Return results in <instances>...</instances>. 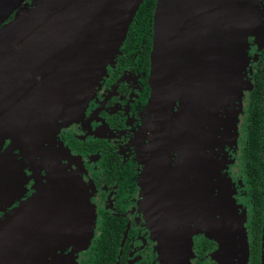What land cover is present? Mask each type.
Here are the masks:
<instances>
[{
	"label": "water",
	"instance_id": "1",
	"mask_svg": "<svg viewBox=\"0 0 264 264\" xmlns=\"http://www.w3.org/2000/svg\"><path fill=\"white\" fill-rule=\"evenodd\" d=\"M142 1L0 0V147L9 142L0 154V205L10 203L22 189L25 173L17 159L33 166L39 144L53 142L52 131L83 109L120 54ZM258 12L257 0H156L148 103L154 119L141 183L148 185L144 196L160 264L162 257L190 264L191 213L199 214V220L219 221L209 234L225 248L221 256L219 251L213 255L217 264H227L228 241L239 254L233 264L247 263L246 219L228 211L234 199L227 196V176L210 151H222L227 138L237 136V110L228 105L250 89L242 71ZM215 97L223 100L222 113L216 111L213 121L203 126V109ZM176 101L182 111L181 131L173 122ZM171 137L189 150L198 147L200 155L199 168L190 165L189 173L176 175L180 185L175 190L168 189L165 174V159L175 150ZM15 150V160L9 159ZM33 173L34 194L0 218V264H35L64 241L75 222H85L90 202L73 179L56 172L45 185L37 170ZM172 218L177 223L173 228L167 221Z\"/></svg>",
	"mask_w": 264,
	"mask_h": 264
},
{
	"label": "flooded vegetation",
	"instance_id": "2",
	"mask_svg": "<svg viewBox=\"0 0 264 264\" xmlns=\"http://www.w3.org/2000/svg\"><path fill=\"white\" fill-rule=\"evenodd\" d=\"M257 6L259 10L257 26L255 33L248 36L246 48L245 75L250 89L244 91L245 96L239 101L241 111L238 114L240 118L238 132L239 137L241 135L242 137L237 139L234 148L227 144L225 149L227 164L224 162L220 164L222 167L227 166L222 172L225 174L227 172L228 179L233 183L234 177H239L234 187L233 183L231 186L230 181L228 182L229 190L235 193L236 189V198L242 194L237 199L245 197L240 203L243 204L247 217L245 229L248 234L249 253L246 264H264V200L259 243L256 242L254 235V197L264 198V179L256 180L254 174L258 172L246 160L245 144L248 122H250L248 115L253 98L256 101L254 107L258 116L257 121L261 125L260 128L264 129V0H257ZM138 54H134L132 59H125L123 65L120 58L122 53L117 55L114 64L107 66L106 74L99 80L83 109L76 112L77 116L74 120L69 124L63 123L58 130L52 131L53 142L44 141L43 144H39L41 151L33 166L26 159H17L21 161L25 173L21 177L22 189L10 203L0 205V218L19 207L34 194L36 180L33 171L36 170L40 181L45 185L50 183L48 177L51 175L53 180L56 172L60 173L57 175H61L62 179H73L90 202L86 209L87 213L83 216L85 222H75L64 241L51 248L35 264H153L152 231L149 229L150 235L147 232L149 230L145 232V227L148 226L143 218L141 221L133 217L136 209L134 206L137 205L140 197L145 199L147 212H150L144 192L148 193V185L141 183V177L146 165L154 119L148 105L151 92L150 51L147 71L140 64L141 57ZM253 92L256 93V97H250ZM236 107L237 104L234 108ZM173 113L174 127L181 131L179 125L183 123V117L179 101H176ZM120 132L126 135L115 137V134ZM173 141L174 138L171 137V142ZM8 143L7 141L0 147V154ZM174 148L176 152L169 153V157L165 159V174L169 181L168 189L171 190L178 189L180 185L176 175L179 172L182 174L186 172L182 169L184 164L180 160L179 147L174 145ZM16 153L17 150L12 152L9 159L12 157L15 160L13 157ZM218 154L222 156L225 153L218 151ZM53 158H55L54 162H49ZM9 159L2 162H7ZM262 164L259 162L260 170ZM128 165L135 174L134 189L129 192L130 194L127 192V189L130 190L129 186L126 191H122L119 179V173L123 168H128ZM112 192H114V201L112 200L111 203L109 198ZM236 198L234 200H237ZM109 202L114 210H110ZM105 214L109 218L110 216L124 218L125 221L103 222ZM167 221L172 228L177 225L173 218ZM54 223L48 222L47 225ZM38 224L46 225V222H38ZM172 235L174 236V230ZM193 240L194 256L190 260L191 264H216L209 255L216 249L217 244L205 235H196ZM139 247H142V252L135 256L134 250L140 249ZM100 254H105L107 257H102ZM237 256L239 257V254ZM238 257L235 261L239 260ZM161 259L164 261L163 264L176 263L163 257ZM158 264H160L159 260ZM227 264L232 263L227 261Z\"/></svg>",
	"mask_w": 264,
	"mask_h": 264
},
{
	"label": "trees",
	"instance_id": "3",
	"mask_svg": "<svg viewBox=\"0 0 264 264\" xmlns=\"http://www.w3.org/2000/svg\"><path fill=\"white\" fill-rule=\"evenodd\" d=\"M29 4L32 3V0H27ZM156 0H143L139 6L136 15L133 18L132 23L128 29L126 38L124 43L120 48L122 65L125 59H132L134 54L139 53L138 55L141 57L140 64L143 65L145 71L148 68V54L150 49H152V26H153V13L155 8ZM11 15L10 18H12ZM250 97H256V93L253 92ZM252 107L249 115H248V128H247V140L246 144V160L251 164V167L254 168L258 173L254 174L257 181L264 179V129L260 128L257 118L258 116L255 114L256 109L254 107L256 101L255 99H251ZM255 114V116H254ZM259 162L263 163L261 166V170L259 169ZM135 174L131 172V167L128 165V168H123V171L119 173V179L122 187V191H126L127 186L130 187V190L127 189V192L131 193L134 189L133 176ZM253 175V174H252ZM255 179V178H252ZM129 193V194H130ZM255 199V212H254V235L255 240L259 243L260 234H261V212L263 210V197H254ZM112 222V221H120L124 222V218H110L105 214L103 218V222ZM115 242V241H114ZM115 245V243H114ZM102 257H107L105 254H100Z\"/></svg>",
	"mask_w": 264,
	"mask_h": 264
},
{
	"label": "rangeland",
	"instance_id": "4",
	"mask_svg": "<svg viewBox=\"0 0 264 264\" xmlns=\"http://www.w3.org/2000/svg\"><path fill=\"white\" fill-rule=\"evenodd\" d=\"M246 51H247V49H246ZM246 56H247V53H246ZM246 62L244 63V68H243V79H244V81H246V75H245V68H246ZM246 83V82H245ZM246 90V89H245ZM245 90H243V96L242 97H244L245 96V94H244V91ZM240 99H241V97H240ZM228 106H230V107H235L236 106V102H234V105H228ZM237 106L238 107H236V108H234V109H236L237 110V120H235L234 121V127H235V129H236V131H237V136H236V138H235V136H231V137H229V138H227V143H225V145H223V149H222V151H224V155H219L218 154V149L217 148H213L212 149V151H210V153H211V155H212V157H215V159H216V161H217V163L218 164H221V163H223L224 162V164H227V150L225 151V149L227 148V144H229V145H232L231 146V148L233 147L234 148V146L235 145H237V139H240V137H242V135L239 137V130H238V123H239V121H240V118H239V116H238V114H239V112L241 111V105H240V103L238 102V100H237ZM182 110H184V109H182ZM231 109L229 108V107H227V116H228V112L230 111ZM69 124V123H68ZM228 125H229V123H228ZM146 127H147V125H146ZM116 135V136H115ZM114 135V133H113V137L115 136V137H117V136H123V135H126L125 133L124 134H121V132L120 133H116ZM239 137V138H238ZM145 138V133H144V137H143V139ZM142 139V140H143ZM179 144V143H178ZM178 144L177 143H174L173 144V148H174V145L175 146H178ZM240 146V145H239ZM175 149V148H174ZM179 151V150H178ZM238 151H240V148H239V150ZM174 152H176L175 150H173V151H171L170 153L172 154V153H174ZM214 152H215V154H214ZM216 153H217V155H216ZM71 155V154H70ZM140 155V154H139ZM179 155H180V152H179ZM74 158H75V156H74ZM222 158H223V160H222ZM180 160H181V162H183V164H184V167L182 168L183 169V171H186L187 173H189V171L191 170L190 169V167H189V165H192V167L194 168L195 167V164L197 163V161L196 162H193L192 164L190 163V162H188L187 160H185V158L182 156V154L180 155ZM231 163V162H230ZM229 163V164H230ZM216 165V164H215ZM221 167V172L223 171V169L225 168V169H227V166L226 167H222V166H220ZM196 169H197V167H195ZM223 174H225V172H222ZM226 176H228L227 175V172H226ZM229 178H230V176H229ZM205 183H211V181H209V180H203ZM230 181V185L232 186V180L231 179H228V177H227V182H229ZM234 183L235 184H237L238 183V181H239V177H234ZM226 182V183H227ZM234 183H233V187H234ZM228 184V183H227ZM81 189V188H80ZM143 189H144V187H143ZM228 190H229V184H228ZM203 194H207V191H204V193ZM213 194H216L215 193V189L213 190ZM242 194H239V196H241ZM227 196H232V198L234 199V198H236V189H235V193H234V191H233V193H232V191H230L229 190V194L227 195ZM238 196V197H239ZM190 198H193L192 200L194 201V200H196L195 198H194V195H190L189 196ZM198 197V195L196 196V198ZM237 197V198H238ZM236 198V199H237ZM109 199H111V203H112V200L114 199V192H112L111 193V195H110V198ZM244 199H245V197L243 196V198H240V199H237V200H233L232 201V203L231 202H229V207H227V209H228V211H230V212H232L233 214H235V215H237V217L241 220V218L242 219H246L247 217H246V214H245V211H244V206H243V204L242 203H240V202H243L244 201ZM200 200H201V198H200ZM114 201V200H113ZM141 201V202H140ZM203 203L205 202L204 200H201ZM196 202V201H195ZM199 202V201H198ZM198 202H197V204H198ZM111 203L109 202V204L111 205ZM206 203V202H205ZM208 203H209V206H211V205H213V203H211V201H209L208 200ZM195 206H196V203H195ZM134 208H136L135 209V211L133 212V217H135L136 219H138V220H141V218H143L144 220H145V223L147 224V226L148 227H145V232L147 231V230H149V229H151V231H152V227H151V224H150V216H149V212H147L148 211V209H146L147 207H146V201H145V199H143V197L141 198H139V201H138V203H137V205H135L134 206ZM111 209H113L114 210V208H113V206L111 205L110 206V210ZM210 214H212L213 216H214V218H215V214L213 213V212H211V213H209V215ZM218 219H219V217H217ZM142 221V220H141ZM244 221V220H243ZM149 222V223H148ZM216 222L217 221H213V220H211V218L210 217H208V219L207 220H205V219H201V220H199V214H192L191 213V217H190V223H189V225L191 226V231H192V234H191V241H192V245H191V249H192V252H191V254H193L191 257H189V259L191 260V258L194 256V250H193V244H194V240H193V237L194 236H196V235H205L207 238H209L210 240H212V241H214L216 244H217V247H216V249L213 251V252H211L210 253V258L212 259V260H214V262L216 263V261H215V259H214V256L213 255H216V253L219 251L220 252V256H221V254L223 253V250H225V248H223V250L221 249V247H220V245H219V243L214 239V238H212V237H210L209 236V234H210V232L212 231V229L215 227V224H216ZM217 223H219V221L217 222ZM148 232V234L150 235L151 234V232H150V230L149 231H147ZM180 240L182 241L183 240V238L180 236ZM145 243H146V245H147V242L145 241ZM138 244V246L140 245V243L138 242L137 243ZM151 244H152V246H153V248H154V251H153V255H154V261H153V264H158V252L156 253V241H155V239H154V236H153V231H152V234H151ZM149 246V245H148ZM140 249H135L134 250V253H135V256L136 255H138L140 252H142V247H139ZM217 251V252H216ZM138 252V253H137ZM237 259V254L234 252V251H232L231 250V243L228 241V243H227V261H229L230 263H234L235 262V260ZM190 264H191V261H190ZM217 264V263H216Z\"/></svg>",
	"mask_w": 264,
	"mask_h": 264
},
{
	"label": "bare ground",
	"instance_id": "5",
	"mask_svg": "<svg viewBox=\"0 0 264 264\" xmlns=\"http://www.w3.org/2000/svg\"><path fill=\"white\" fill-rule=\"evenodd\" d=\"M222 102H223L222 99H219V97H215L209 102V104L207 106L204 107L203 112H202V116H201V122H202L203 126H206L207 124H210L213 121L212 120L213 114H215L216 111L219 114L222 113L221 112L222 111V108H221ZM190 116H192V115H190ZM222 117H223V114H222ZM178 147H179L180 153L185 158V160H187L191 164L198 160L197 163L195 164V167L199 168L200 155H199L198 147H195V148H192V150H189V147L188 146L185 147L184 144H182V143L178 144ZM189 157H190V159H189Z\"/></svg>",
	"mask_w": 264,
	"mask_h": 264
}]
</instances>
